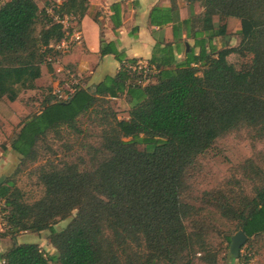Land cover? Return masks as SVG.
Segmentation results:
<instances>
[{
	"label": "trees",
	"instance_id": "1",
	"mask_svg": "<svg viewBox=\"0 0 264 264\" xmlns=\"http://www.w3.org/2000/svg\"><path fill=\"white\" fill-rule=\"evenodd\" d=\"M191 1L202 11L186 22L195 42L183 60L170 57L171 44L156 45L149 61L153 81L131 84L121 66L93 91L79 82L67 98L47 99L21 124L11 142L21 158H33L47 135L65 127L80 137L82 153L41 165L43 195L31 203L13 181L0 179L5 212L0 236L48 230L56 249L47 255L39 243H13L0 251V264L216 263L207 241L212 224L189 201L191 181L197 159L217 139L241 129L254 139L264 136V0ZM53 7L79 23L87 0ZM42 12L35 0H0V102L36 87L45 52L63 35L61 25ZM229 17L239 20L238 42L218 48L214 39L227 35ZM168 22L169 10H152L151 24ZM109 52L120 59L111 45L101 46L102 54ZM229 54L237 62H229ZM121 93L129 103L127 119L112 106L111 98ZM241 168L254 170L251 195L232 178L228 188L203 191L202 201L235 221L249 239L264 231V177L250 159ZM70 216L63 228H55Z\"/></svg>",
	"mask_w": 264,
	"mask_h": 264
},
{
	"label": "rangeland",
	"instance_id": "2",
	"mask_svg": "<svg viewBox=\"0 0 264 264\" xmlns=\"http://www.w3.org/2000/svg\"><path fill=\"white\" fill-rule=\"evenodd\" d=\"M199 7L201 5L198 3ZM235 20H230L229 32L224 37L215 38L216 46L231 45L238 42V36L234 24ZM217 23V22H216ZM43 21L36 24V32L39 31ZM236 54H229V62H237ZM66 72L61 71L39 80L37 87L33 89H22L14 101L3 100L0 102V179L9 178L13 181L23 194V199L28 203L40 198L43 195V185L38 178V168L47 160L59 162L61 160L75 159L76 155L82 153L78 148L81 139L68 128H62L60 133H50L41 141L36 155L33 158H21L20 155L11 149V142L19 131L21 124L34 113H37L47 99L58 98L55 91L62 88L67 91L65 82L69 81ZM77 78H79L77 76ZM83 78H79L80 81ZM150 75L144 84L153 81ZM68 92V91H67ZM112 106L117 109V114L122 118L125 116L126 105L123 102H115ZM84 127H91L89 122L83 123ZM89 141V140H88ZM143 149L144 145H139ZM247 159L252 161L257 170H261L264 177V136L252 138L246 129L232 132L215 141L213 146L197 159L198 170L191 181L189 201L197 206H201L202 216L212 224L207 241L210 249L217 253L215 264H264V231L259 235H254L241 246L236 257L229 251V242L226 237L235 234L237 224L235 221L223 218L215 211L210 204L202 201V192L214 188H228L227 182L236 178L239 179L247 194H252V178L254 170L247 168L243 171L241 165ZM232 182V181H231ZM238 189V187H235ZM233 189V188H232ZM5 212L3 203L0 201V233L5 231ZM71 216L60 220L55 224L56 229L63 228ZM23 240H38L41 248L47 255H52L53 246L49 240V231L44 230L41 234L24 232ZM12 243H10L11 245ZM8 249V248H7ZM197 264H200L197 262ZM204 264V263H202Z\"/></svg>",
	"mask_w": 264,
	"mask_h": 264
},
{
	"label": "crops",
	"instance_id": "3",
	"mask_svg": "<svg viewBox=\"0 0 264 264\" xmlns=\"http://www.w3.org/2000/svg\"><path fill=\"white\" fill-rule=\"evenodd\" d=\"M35 1L39 8L45 12L42 13L50 18L46 9L51 7L53 9V5L59 4L63 0ZM155 7L169 10L170 22L163 25L151 24L150 14ZM201 11L202 8L199 7L198 2L191 0H87L86 12L77 23L83 34V41L63 54L59 64L53 66L43 63L41 76L35 80V85L37 87L39 80L47 77L46 74L52 76L54 73L69 70L79 78H83V81L79 80L83 87L93 91L95 85L101 83L106 77L114 76L124 62L133 64L141 61L149 64L156 45L164 47L171 44L170 57L175 61L183 60L195 42L186 22L193 13L197 14ZM153 12L155 13L156 10ZM230 20H235L236 29L233 32H236L240 26L238 19L229 17L227 19V34ZM214 21L216 23V17ZM100 39L103 40V44ZM107 44L119 52L122 60L112 52L101 53V46ZM225 46L217 45L218 48ZM194 51L197 53L199 48L195 47ZM162 54L159 52L158 58H161ZM66 76L68 77V75ZM65 83L67 84V82ZM111 99L117 103L123 102L127 106L125 116L122 117L127 119L129 103L125 94L121 93ZM24 234L26 233L21 232L13 239L10 236H0V251L6 250L13 243L35 242L40 244V241L34 239L23 240ZM37 234H41V232ZM10 243L12 244L10 245ZM55 253L56 249H53L51 254Z\"/></svg>",
	"mask_w": 264,
	"mask_h": 264
},
{
	"label": "built area",
	"instance_id": "4",
	"mask_svg": "<svg viewBox=\"0 0 264 264\" xmlns=\"http://www.w3.org/2000/svg\"><path fill=\"white\" fill-rule=\"evenodd\" d=\"M46 12L61 25L63 32L62 37L57 42L50 45L51 51H47L43 57V63L49 65H57L60 62V57L72 49L75 45L80 44L83 41V34L81 29L77 26V18L75 15L63 13L61 15L55 14L54 10L51 8L46 9ZM45 50V47H43ZM122 66L131 75V84L144 85L143 82L154 73V68L148 63L137 61L133 64L124 62ZM62 70V68H61ZM58 70V71H61ZM68 80L66 81V90L62 91V88H57L55 93L59 100L67 98V96L73 91L74 86L79 83L77 76L71 71L67 70Z\"/></svg>",
	"mask_w": 264,
	"mask_h": 264
},
{
	"label": "water",
	"instance_id": "5",
	"mask_svg": "<svg viewBox=\"0 0 264 264\" xmlns=\"http://www.w3.org/2000/svg\"><path fill=\"white\" fill-rule=\"evenodd\" d=\"M248 236L239 229L230 237L229 251L233 256H237L241 246L247 241Z\"/></svg>",
	"mask_w": 264,
	"mask_h": 264
}]
</instances>
